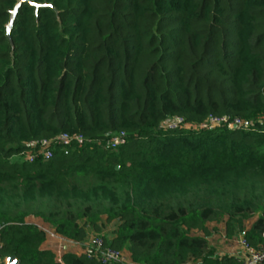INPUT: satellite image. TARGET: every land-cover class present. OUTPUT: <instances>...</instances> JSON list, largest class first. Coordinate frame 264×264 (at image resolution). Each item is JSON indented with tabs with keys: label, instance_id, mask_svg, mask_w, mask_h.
<instances>
[{
	"label": "trees",
	"instance_id": "1",
	"mask_svg": "<svg viewBox=\"0 0 264 264\" xmlns=\"http://www.w3.org/2000/svg\"><path fill=\"white\" fill-rule=\"evenodd\" d=\"M18 1L0 0V264H102L42 249L30 215L76 242L106 215L134 264L197 257L221 210L228 232L261 212L245 239L264 243V0H30L8 34ZM64 132L90 142L22 156Z\"/></svg>",
	"mask_w": 264,
	"mask_h": 264
},
{
	"label": "built area",
	"instance_id": "2",
	"mask_svg": "<svg viewBox=\"0 0 264 264\" xmlns=\"http://www.w3.org/2000/svg\"><path fill=\"white\" fill-rule=\"evenodd\" d=\"M227 123L231 125H242L240 120H234V122L229 123L227 117L217 118L210 117L207 123L203 124V127L215 126L218 124ZM185 121L183 118H176L173 122L169 123V128H177L178 126L184 125ZM186 125V124H185ZM126 141V133L120 132L105 141V144L109 148H117ZM90 142L82 134H71V133H61L51 139H43L41 141H36L33 143L35 146L33 151L23 152L22 156L30 161L34 162L39 158L49 159L53 155V151L57 146H71L78 145L82 146ZM52 237L57 234L54 231H49ZM264 236V233H263ZM1 247V243H0ZM243 253L239 259L240 264H264V243H262L258 248L251 246L246 239L242 240ZM85 252L89 258H96L102 264L120 263V264H134L127 256L121 251L114 247L107 246L103 238L96 237L91 240L90 243L86 245Z\"/></svg>",
	"mask_w": 264,
	"mask_h": 264
},
{
	"label": "rangeland",
	"instance_id": "3",
	"mask_svg": "<svg viewBox=\"0 0 264 264\" xmlns=\"http://www.w3.org/2000/svg\"><path fill=\"white\" fill-rule=\"evenodd\" d=\"M230 214V211H219L216 216H214L208 222L210 234L205 235L201 231H192V234L204 236L206 238V248L197 257H194L191 260L183 261L180 264H197L203 262L204 259L208 256L218 257L227 255L240 259L243 253L242 240L246 238L247 232L252 229L253 224L261 216V212H254L237 216L236 219L232 220L231 222V224L233 225V232L227 231L226 223L230 219ZM238 220H242V226L239 225ZM27 221L35 223L39 227L44 224L41 217L35 215L28 216ZM117 226L118 222L116 220L108 221L107 216L103 215L98 227L95 228L89 226L87 228V242L90 243L91 240L96 237L104 238L106 240H112L116 236L115 231L117 229ZM51 229L54 231L53 228ZM121 251L131 262L135 263L134 259L132 258V251L128 246L121 249ZM141 263L144 264V262Z\"/></svg>",
	"mask_w": 264,
	"mask_h": 264
},
{
	"label": "crops",
	"instance_id": "4",
	"mask_svg": "<svg viewBox=\"0 0 264 264\" xmlns=\"http://www.w3.org/2000/svg\"><path fill=\"white\" fill-rule=\"evenodd\" d=\"M41 228H43L47 233L46 240L42 243V249L55 252L59 259H61L62 255L66 252L79 254L84 252L86 249V245L88 244L87 238L81 242H76L72 240H66L61 236H59L58 234L55 237H52L49 234V231H53V230L49 225L42 224Z\"/></svg>",
	"mask_w": 264,
	"mask_h": 264
},
{
	"label": "water",
	"instance_id": "5",
	"mask_svg": "<svg viewBox=\"0 0 264 264\" xmlns=\"http://www.w3.org/2000/svg\"><path fill=\"white\" fill-rule=\"evenodd\" d=\"M25 1L31 2L30 0H19L18 3L16 4L14 10L12 11L9 23L7 25L8 34L11 33V30H12V28L14 26V22H15L17 14H18L19 8H20L21 4L23 2H25ZM17 5H20V6L17 7ZM6 264H19V261H18V259L15 256H11V257H8L6 259Z\"/></svg>",
	"mask_w": 264,
	"mask_h": 264
},
{
	"label": "snow or ice",
	"instance_id": "6",
	"mask_svg": "<svg viewBox=\"0 0 264 264\" xmlns=\"http://www.w3.org/2000/svg\"><path fill=\"white\" fill-rule=\"evenodd\" d=\"M20 5H17V7H19Z\"/></svg>",
	"mask_w": 264,
	"mask_h": 264
}]
</instances>
